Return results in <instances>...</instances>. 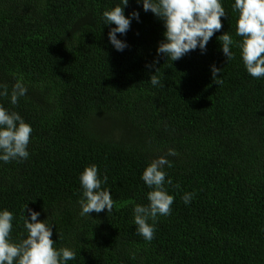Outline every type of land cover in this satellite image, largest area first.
<instances>
[{
  "label": "trees",
  "instance_id": "1",
  "mask_svg": "<svg viewBox=\"0 0 264 264\" xmlns=\"http://www.w3.org/2000/svg\"><path fill=\"white\" fill-rule=\"evenodd\" d=\"M121 0H0V84L20 80L28 92L17 105L29 123L30 156L0 162V209L14 213L19 242L25 206L53 223L57 248L75 251L68 264H264V78L244 67L234 0H222V28L207 45L181 59L158 56L163 22L139 11L117 51L103 12ZM228 32L229 63L217 39ZM156 60L159 63H154ZM152 65V67H149ZM222 69L214 83L211 66ZM156 73L163 86H152ZM165 185L175 200L154 239L136 234L133 206L147 204L141 179L168 148ZM95 164L113 211L80 216L79 175ZM179 185V188L176 185ZM185 192L195 193L185 205ZM30 217V213L25 212ZM61 237V238H60Z\"/></svg>",
  "mask_w": 264,
  "mask_h": 264
},
{
  "label": "clouds",
  "instance_id": "2",
  "mask_svg": "<svg viewBox=\"0 0 264 264\" xmlns=\"http://www.w3.org/2000/svg\"><path fill=\"white\" fill-rule=\"evenodd\" d=\"M130 0H121L111 10L103 12L105 25H115L108 33L111 45L123 52L127 42L118 38L117 34L126 35L133 19L139 22V11L125 15V8ZM142 4L145 12L151 11L163 22L164 39L157 48L158 56H166L173 62L181 59L190 51L199 48L206 53L207 45L214 34L221 30V17L226 16L222 0H136ZM238 12L236 35L242 37L238 47L246 72L255 79L264 78V0H234L232 5ZM222 45V52L228 63L234 59L232 52L233 38L226 32L217 38ZM154 63H159L156 60ZM149 67H152L150 65ZM214 83L221 85V68L211 66ZM150 76L152 86H163L156 74ZM28 88L20 80L12 86L11 93L6 84H0V98L10 95V103L17 105L21 97L27 95ZM33 132L32 126L25 122L17 111H10L0 104V162L10 163L14 160L24 161L30 156L29 144ZM179 153L175 148H168L166 155H161L151 161L141 175V179L150 189L147 193V204L137 203L133 206V223L136 234L145 241L154 239L156 224L161 216L171 215L175 197L169 194L166 184L173 181L165 171L173 167V161L168 157H176ZM82 194L78 200L80 216H91V213H101L105 209L113 211L114 200L111 191L102 187L108 182L107 175L99 173L93 164L79 175ZM179 188V185H176ZM195 193L185 192L182 200L185 205L191 203ZM30 213V217L25 212ZM41 213L25 206L23 227L26 235L18 243L11 237L14 213L8 209H0V264H68L76 259L74 250L68 247L57 248L52 239L53 223L49 218L40 220ZM61 238V237H60Z\"/></svg>",
  "mask_w": 264,
  "mask_h": 264
}]
</instances>
